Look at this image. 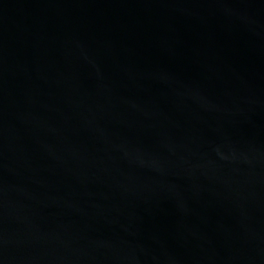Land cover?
<instances>
[{
  "label": "water",
  "instance_id": "obj_1",
  "mask_svg": "<svg viewBox=\"0 0 264 264\" xmlns=\"http://www.w3.org/2000/svg\"><path fill=\"white\" fill-rule=\"evenodd\" d=\"M0 264H264V0H0Z\"/></svg>",
  "mask_w": 264,
  "mask_h": 264
}]
</instances>
